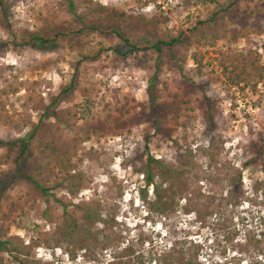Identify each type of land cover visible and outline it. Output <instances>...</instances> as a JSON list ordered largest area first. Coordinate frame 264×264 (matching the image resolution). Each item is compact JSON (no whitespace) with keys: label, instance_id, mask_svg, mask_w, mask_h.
Returning a JSON list of instances; mask_svg holds the SVG:
<instances>
[{"label":"rangeland","instance_id":"374dc122","mask_svg":"<svg viewBox=\"0 0 264 264\" xmlns=\"http://www.w3.org/2000/svg\"><path fill=\"white\" fill-rule=\"evenodd\" d=\"M3 1L0 141L40 125L26 172L3 163L0 147V188L7 185L0 240L17 245L30 264H264V170L244 165L251 148L264 143V0H242L235 18L224 13L189 33L177 58L166 54L159 68L151 51L117 59L112 46L123 45L96 32L53 48L21 46L27 30L72 27L78 19L68 0ZM94 3L143 15L145 25L134 30L140 44L191 27L213 7L210 0H74L78 14ZM101 49L98 60L80 64L77 88L49 108L79 53ZM152 79L157 111L169 94L190 98V108L178 120L162 119L158 130L140 119L151 108ZM122 106L129 112L121 116ZM87 108L88 119L110 115L126 126L82 138ZM72 145L70 169L64 152L49 157L52 148ZM149 155L175 171L159 186L168 201L162 212L155 185L142 173ZM238 171L244 197L231 201L226 193ZM89 207L101 220L86 218ZM0 264L21 263L0 249Z\"/></svg>","mask_w":264,"mask_h":264},{"label":"trees","instance_id":"16d2710c","mask_svg":"<svg viewBox=\"0 0 264 264\" xmlns=\"http://www.w3.org/2000/svg\"><path fill=\"white\" fill-rule=\"evenodd\" d=\"M242 0H210V3L213 4L212 9L209 10L210 14L208 18L198 20L192 24L191 27L184 29L180 28L174 33L161 32L160 34L154 35V39L147 40L144 44L137 42L135 35V29H142L145 25V17L143 15H133L126 11H120L116 8H109L100 3H94L89 7V10L83 14H78L75 8L74 0H68L70 12L78 19L77 23L72 26H56V27H44L35 31H25L24 35L19 43L21 46H35L38 48H53L56 46L58 40L67 39L71 43L77 39V37L82 36L86 33H99L105 37L116 38L122 45L123 48L113 45L112 49L116 55V58L119 60L125 59L127 56L136 53L151 51L156 54L157 64L156 68H159V63L162 60V57L168 54L171 58H177L178 54L181 51V48L185 45L186 41L189 39L190 34L195 35L199 30L205 28L209 22H212L222 16L224 13L226 16H231L235 18L239 13L237 9H234V5H239ZM1 9L5 10V3L3 0H0ZM225 16V17H226ZM190 33V34H189ZM3 43H0L2 46ZM4 45V44H3ZM101 50L97 52L89 53H79V59L74 64V73L69 78L68 82L64 87H62L58 94L56 95L55 100L52 102L49 108L56 106L59 101L63 98L68 97L73 90L79 85L80 78L78 76L80 70V64L83 62H92L98 60L101 57ZM156 76V75H154ZM167 86L165 85V88ZM155 80L152 79L148 91L151 95V108L148 113L141 111L140 119L148 117L153 122L157 130L160 126V121L168 116H172L174 120H178L185 110H188L190 104V98L181 97L178 93L169 94L172 97V100H164L161 104V109L156 110V105L158 104V95L155 90ZM192 91L191 87H188V91ZM205 101H210L209 97L205 96ZM211 107V104H209ZM126 109L129 112V109L125 106L121 107V116L124 115V110ZM55 113V111H53ZM206 113L209 114V118L212 119L209 110H206ZM50 115L47 113L46 116ZM56 114V113H55ZM90 109L87 108V114H84L85 117L84 123L81 130L82 138L90 139L92 135L98 134L100 130L106 131L107 129L113 130L115 128H122L126 126V123L121 121L119 118L111 120L110 115L105 118H96L90 117ZM107 118V119H106ZM111 120V121H110ZM39 125L35 126L34 131L25 137H19L13 140L0 141V147L4 149V154L2 158L3 163H8L15 165V167H25L24 171L26 172V165L29 161V158L32 156L31 153V142L36 133H38ZM147 144L152 140V135L147 134L145 136ZM76 140V139H75ZM148 146V145H147ZM74 145L70 146L68 149L63 147H55L50 150L49 157H57L59 154L58 151L64 152L65 154V166L70 169L72 166L70 157L66 156L68 151L73 148ZM253 151L252 156L245 161V166L256 165L258 168L264 170V143L258 146L251 148ZM144 169L142 173L144 175L145 181L150 185H155V190L157 193V208L164 211L168 206L167 198L160 193L159 186L164 182H167L168 179L174 176V170L172 167L167 165L162 159L154 158L153 156H148L145 162ZM29 182H33L37 189L43 192H47L48 189L44 187L41 183L37 182L34 177L30 174L24 175ZM13 178V177H12ZM15 178V177H14ZM231 186L229 187L226 194H228L230 200H238L244 197L243 192V179L242 172L238 171L230 179ZM7 185L5 182L1 185L0 196L3 194ZM258 185L256 186V189ZM199 213L200 212H196ZM86 218L101 220V215L97 211H93L91 207L86 209ZM0 249L8 250L14 254L16 260H19L21 264H30L28 261L20 259L19 255L21 254V249L17 245H8L6 241L0 240Z\"/></svg>","mask_w":264,"mask_h":264}]
</instances>
